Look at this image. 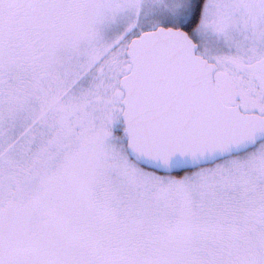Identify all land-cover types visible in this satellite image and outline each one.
I'll return each instance as SVG.
<instances>
[{
	"label": "snow or ice",
	"instance_id": "obj_1",
	"mask_svg": "<svg viewBox=\"0 0 264 264\" xmlns=\"http://www.w3.org/2000/svg\"><path fill=\"white\" fill-rule=\"evenodd\" d=\"M0 264H264V0H0Z\"/></svg>",
	"mask_w": 264,
	"mask_h": 264
}]
</instances>
